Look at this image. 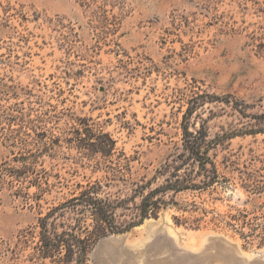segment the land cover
Masks as SVG:
<instances>
[{
    "label": "rangeland",
    "instance_id": "374dc122",
    "mask_svg": "<svg viewBox=\"0 0 264 264\" xmlns=\"http://www.w3.org/2000/svg\"><path fill=\"white\" fill-rule=\"evenodd\" d=\"M189 105L217 178L142 218L176 172L205 180ZM88 187L104 228L71 200ZM61 204L48 222L88 246L73 263L264 264V0H0V264H56L38 218Z\"/></svg>",
    "mask_w": 264,
    "mask_h": 264
},
{
    "label": "trees",
    "instance_id": "16d2710c",
    "mask_svg": "<svg viewBox=\"0 0 264 264\" xmlns=\"http://www.w3.org/2000/svg\"><path fill=\"white\" fill-rule=\"evenodd\" d=\"M194 111V106L189 105L182 116L181 129H182V140L183 148L188 153V156L193 159L197 164V170L195 175L199 176V173H203L205 180L196 181L194 175L190 174V170H183V174L177 172L173 174V179H166L164 184L158 185L153 189H150L146 194L142 195L139 205V215L143 218L148 215L149 212L155 211L159 204L164 202L163 198L158 196L159 193H165L167 190H173L174 192L187 190V189H204L211 185L217 178V171L214 162L210 159L208 151L210 149V142L207 141L206 130L200 126L198 129L190 130V118ZM247 133H253L255 130L251 128L247 130ZM103 138V140L101 139ZM98 142L95 143L96 149L102 152H108L113 145V141L106 135L101 134L97 136ZM24 158V156H21ZM24 168L27 169L26 165ZM179 168H177L178 171ZM202 171V172H201ZM209 173L211 175H209ZM90 187L83 190L79 195L71 198L72 201H76L85 207L91 208L93 214L96 216L94 219L97 228H104L102 222L111 223L113 206L110 203L104 202L101 198H97L96 192L90 191ZM63 204L52 207L44 216L38 218L39 235L41 242V251L43 257H51L56 264H77L78 261L72 262V256H66V253L73 255L76 251L83 256L87 251L86 238L78 236L76 233L70 230L63 229L57 232L54 227V223H49L48 219L57 210L62 209ZM57 259H56V258ZM68 258V259H66ZM83 264L84 260L82 261Z\"/></svg>",
    "mask_w": 264,
    "mask_h": 264
}]
</instances>
